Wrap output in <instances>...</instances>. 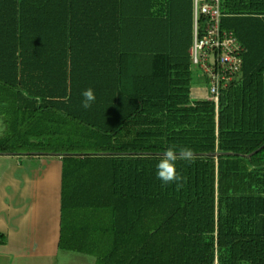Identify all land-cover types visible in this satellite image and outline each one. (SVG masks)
Instances as JSON below:
<instances>
[{
  "label": "trees",
  "instance_id": "16d2710c",
  "mask_svg": "<svg viewBox=\"0 0 264 264\" xmlns=\"http://www.w3.org/2000/svg\"><path fill=\"white\" fill-rule=\"evenodd\" d=\"M220 5L245 52L216 109L192 96L193 0H0V152L63 155L61 250L264 264V0ZM173 145L196 156L179 190L156 175Z\"/></svg>",
  "mask_w": 264,
  "mask_h": 264
},
{
  "label": "crops",
  "instance_id": "0c3cea01",
  "mask_svg": "<svg viewBox=\"0 0 264 264\" xmlns=\"http://www.w3.org/2000/svg\"><path fill=\"white\" fill-rule=\"evenodd\" d=\"M44 155L47 154L33 156H37V160ZM3 157L9 158V162L7 159L0 162V234L5 235L7 241L0 243V264H72L69 253L73 251L59 248L60 157H56L61 163V177L58 189L54 190L57 193L54 205H49V170H42L46 158L40 160L39 167L28 170L25 175V171H19L22 155Z\"/></svg>",
  "mask_w": 264,
  "mask_h": 264
},
{
  "label": "built area",
  "instance_id": "2783aa9c",
  "mask_svg": "<svg viewBox=\"0 0 264 264\" xmlns=\"http://www.w3.org/2000/svg\"><path fill=\"white\" fill-rule=\"evenodd\" d=\"M221 0H193L194 33L190 48L194 67L207 74V99L218 109L223 89L241 78L245 49L232 31L221 26ZM205 25H200V18Z\"/></svg>",
  "mask_w": 264,
  "mask_h": 264
},
{
  "label": "rangeland",
  "instance_id": "374dc122",
  "mask_svg": "<svg viewBox=\"0 0 264 264\" xmlns=\"http://www.w3.org/2000/svg\"><path fill=\"white\" fill-rule=\"evenodd\" d=\"M193 70H194V75H195V82H194L193 87H192V96H193V98L197 99L198 97H202V96L206 95L207 89L198 80L199 75H198L197 68L194 67ZM4 129H5L4 124L2 121H0V137L5 134ZM20 154H23V155H22L21 159L18 158L19 162H21V164H22V166L20 165L19 171H21V172L25 171V175H28V173H29L28 170H32V169L39 167L41 165L40 160H43V158H46L45 160H47V161H46V163L43 162L42 170L45 168H48V170H49L48 171V173H49V178H48L49 205H54L56 203V197H57V193L54 192V190L58 189V183L60 182V177H61V163H60V161L56 158V156H51V155H44L43 157L39 156V158L37 160H35L37 158V156L29 155L28 152H23ZM12 158H14V157H12ZM6 159H7V162H9L8 161L9 158H6V157H3V155H0V162H3ZM14 161L15 160H13V162ZM18 167L19 166H17L16 171H18ZM43 188H44V190H43V198H44V192H45L44 183H43ZM43 202H44V199H43ZM69 254H70V256H72L71 258H73L71 261L72 264H96V258L93 256L78 254L75 252H71Z\"/></svg>",
  "mask_w": 264,
  "mask_h": 264
},
{
  "label": "clouds",
  "instance_id": "9594fccd",
  "mask_svg": "<svg viewBox=\"0 0 264 264\" xmlns=\"http://www.w3.org/2000/svg\"><path fill=\"white\" fill-rule=\"evenodd\" d=\"M83 101L82 107L88 109L95 101L96 96L92 88L85 89L82 92ZM176 146L168 147L160 156L156 164V175L163 184L175 183L177 190L184 186V177L177 173L176 161L182 160L187 163H193L195 161V153L191 148H181L176 151Z\"/></svg>",
  "mask_w": 264,
  "mask_h": 264
},
{
  "label": "water",
  "instance_id": "95a60500",
  "mask_svg": "<svg viewBox=\"0 0 264 264\" xmlns=\"http://www.w3.org/2000/svg\"><path fill=\"white\" fill-rule=\"evenodd\" d=\"M259 150H261V148H259L258 150L254 151L253 153L251 154H248V155H242V156H246V157H251L253 154L257 153ZM28 154H32V155H35V154H47V155H51V156H56V157H60L62 158L63 155L61 154H54V153H44V152H29ZM221 154H235L233 152H228V153H220V152H215V153H209V154H206L208 156H218V155H221ZM0 155H3V156H10V155H16V153H11V152H0ZM66 155V154H65ZM102 155V154H101ZM199 155H202V154H199Z\"/></svg>",
  "mask_w": 264,
  "mask_h": 264
}]
</instances>
